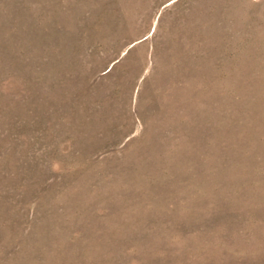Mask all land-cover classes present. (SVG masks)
<instances>
[{
	"label": "rangeland",
	"instance_id": "obj_1",
	"mask_svg": "<svg viewBox=\"0 0 264 264\" xmlns=\"http://www.w3.org/2000/svg\"><path fill=\"white\" fill-rule=\"evenodd\" d=\"M0 264H264V0H0Z\"/></svg>",
	"mask_w": 264,
	"mask_h": 264
}]
</instances>
